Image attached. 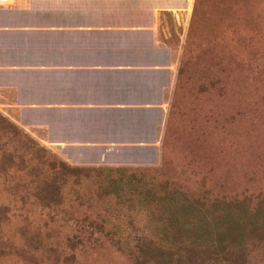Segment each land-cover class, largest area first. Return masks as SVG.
Masks as SVG:
<instances>
[{"label": "crops", "instance_id": "obj_1", "mask_svg": "<svg viewBox=\"0 0 264 264\" xmlns=\"http://www.w3.org/2000/svg\"><path fill=\"white\" fill-rule=\"evenodd\" d=\"M193 4L10 0L0 6V115L75 173L157 161L179 76L163 26L186 33Z\"/></svg>", "mask_w": 264, "mask_h": 264}, {"label": "rangeland", "instance_id": "obj_2", "mask_svg": "<svg viewBox=\"0 0 264 264\" xmlns=\"http://www.w3.org/2000/svg\"><path fill=\"white\" fill-rule=\"evenodd\" d=\"M167 23L163 39L177 51L178 74L182 69L183 75L157 161L119 162L122 168L116 169L127 170L105 167L97 173L67 176L56 156L0 123V168L10 171L0 174V199L11 201L6 189L9 176L25 183L40 173L44 180L67 184L61 194L66 200L77 196L90 200L102 211L140 222L135 229L142 230L147 226L143 220L151 214L150 203L164 191L180 190L203 198L208 192L234 195L264 186V0H194L186 33L172 19ZM193 23L194 55L185 65L184 47ZM216 82L220 90L211 91ZM74 184L80 187L74 190ZM91 185L99 186L87 187ZM117 198L131 207H108ZM189 230L199 233L197 226ZM2 246L0 264H25L30 259L12 244ZM253 246L241 264H264V245ZM129 255L121 246L105 245L80 255L77 264H135Z\"/></svg>", "mask_w": 264, "mask_h": 264}, {"label": "trees", "instance_id": "obj_3", "mask_svg": "<svg viewBox=\"0 0 264 264\" xmlns=\"http://www.w3.org/2000/svg\"><path fill=\"white\" fill-rule=\"evenodd\" d=\"M193 25L184 47L185 65L194 55ZM182 75L180 69L179 90ZM216 88L220 90L217 82L211 84V91ZM0 123L14 128L1 115ZM63 170L75 176L69 168ZM8 172L0 168V174ZM9 178L6 189L11 201L0 199V245L12 244L30 258L25 264H77L80 255L105 245L126 249L135 264H241L253 243L264 245V186L234 195L208 192L203 198L189 197L180 190L164 191L150 203L151 214L143 220L145 229L137 230L140 222L102 211L90 200L79 196L66 200L61 194L67 184L44 180L40 173L25 183ZM113 184L106 187L119 188ZM131 205L117 198L108 207L122 210ZM193 226L199 233L187 231Z\"/></svg>", "mask_w": 264, "mask_h": 264}, {"label": "built area", "instance_id": "obj_4", "mask_svg": "<svg viewBox=\"0 0 264 264\" xmlns=\"http://www.w3.org/2000/svg\"><path fill=\"white\" fill-rule=\"evenodd\" d=\"M9 4V0H0V6Z\"/></svg>", "mask_w": 264, "mask_h": 264}]
</instances>
